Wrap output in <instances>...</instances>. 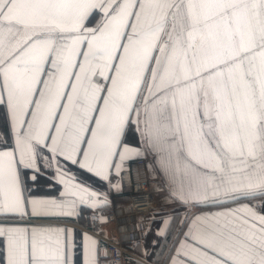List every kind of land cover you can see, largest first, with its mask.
I'll use <instances>...</instances> for the list:
<instances>
[{"label": "snow or ice", "instance_id": "obj_1", "mask_svg": "<svg viewBox=\"0 0 264 264\" xmlns=\"http://www.w3.org/2000/svg\"><path fill=\"white\" fill-rule=\"evenodd\" d=\"M138 159L140 264H264V0H0V264H101Z\"/></svg>", "mask_w": 264, "mask_h": 264}, {"label": "crops", "instance_id": "obj_2", "mask_svg": "<svg viewBox=\"0 0 264 264\" xmlns=\"http://www.w3.org/2000/svg\"><path fill=\"white\" fill-rule=\"evenodd\" d=\"M145 161V169L148 175V189L151 194L156 199L155 208L146 215H134L131 209L128 206V197L127 195L121 191L119 193H113L111 195L112 207L108 213H113L115 216L114 221H111L107 224H97L95 227L90 226V223L87 219H81L79 223H72L67 225L68 227H72L75 229L77 233V239L79 241V234L87 232L90 235H93L95 239L99 241L101 245L105 243V241H114L119 242L122 245V248L125 250V256L130 260L132 264H140L141 262V251L136 248L135 241H140L142 234L140 231L136 229L137 220L139 217H144L145 221L152 212H158L160 210L168 211V207L165 206L164 203V195L162 191H160L161 187V179L155 170L150 171L147 167L149 161ZM87 175V174H85ZM121 178V177H120ZM37 224H49L55 223L54 221L47 220H37L35 221ZM99 233V234H97ZM105 233L107 234L105 236ZM154 235L150 233L146 238H144L143 243L145 246H151V241L154 239ZM129 254V255H127ZM80 257H77L79 260ZM101 264H110L107 260L101 259Z\"/></svg>", "mask_w": 264, "mask_h": 264}, {"label": "built area", "instance_id": "obj_3", "mask_svg": "<svg viewBox=\"0 0 264 264\" xmlns=\"http://www.w3.org/2000/svg\"><path fill=\"white\" fill-rule=\"evenodd\" d=\"M130 170L122 173V191L128 197V206L134 215H148L155 208L156 199L148 189V175L144 159L129 162ZM110 222L114 221L113 213H108ZM107 258L100 254V259L107 260L110 264H132L125 256L126 252L119 242L105 241ZM129 255V254H127Z\"/></svg>", "mask_w": 264, "mask_h": 264}]
</instances>
